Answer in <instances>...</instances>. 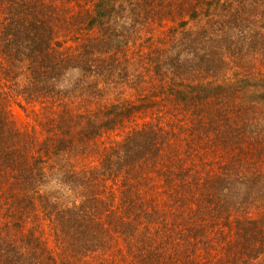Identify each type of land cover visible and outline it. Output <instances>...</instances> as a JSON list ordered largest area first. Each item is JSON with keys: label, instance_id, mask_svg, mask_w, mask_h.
Masks as SVG:
<instances>
[{"label": "trees", "instance_id": "1", "mask_svg": "<svg viewBox=\"0 0 264 264\" xmlns=\"http://www.w3.org/2000/svg\"><path fill=\"white\" fill-rule=\"evenodd\" d=\"M0 264H264V0H0Z\"/></svg>", "mask_w": 264, "mask_h": 264}, {"label": "rangeland", "instance_id": "2", "mask_svg": "<svg viewBox=\"0 0 264 264\" xmlns=\"http://www.w3.org/2000/svg\"><path fill=\"white\" fill-rule=\"evenodd\" d=\"M144 87V86H143ZM144 91V90H143ZM107 94V93H106ZM108 95V94H107ZM111 96V95H110ZM28 110H30V108H28ZM27 110V111H28ZM27 111H23L20 107H18L17 105L14 107L13 110V118L14 120L19 124L22 125L24 123H27L28 118H27ZM139 122V121H138ZM134 124V122L132 123ZM211 255H216V259H218V257L221 255V253H210ZM210 259L213 258L215 259V257L213 256H208Z\"/></svg>", "mask_w": 264, "mask_h": 264}]
</instances>
